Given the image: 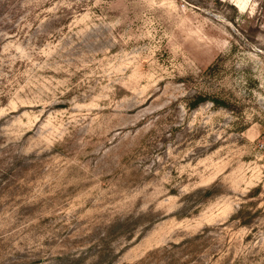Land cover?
Masks as SVG:
<instances>
[{"label":"rangeland","instance_id":"374dc122","mask_svg":"<svg viewBox=\"0 0 264 264\" xmlns=\"http://www.w3.org/2000/svg\"><path fill=\"white\" fill-rule=\"evenodd\" d=\"M264 0H0V264H264Z\"/></svg>","mask_w":264,"mask_h":264},{"label":"built area","instance_id":"2783aa9c","mask_svg":"<svg viewBox=\"0 0 264 264\" xmlns=\"http://www.w3.org/2000/svg\"><path fill=\"white\" fill-rule=\"evenodd\" d=\"M260 148H264V138L259 142Z\"/></svg>","mask_w":264,"mask_h":264}]
</instances>
